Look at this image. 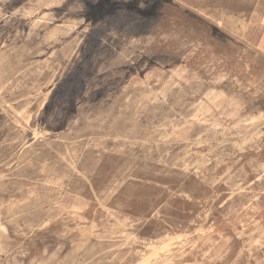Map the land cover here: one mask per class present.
<instances>
[{
  "label": "rangeland",
  "instance_id": "1",
  "mask_svg": "<svg viewBox=\"0 0 264 264\" xmlns=\"http://www.w3.org/2000/svg\"><path fill=\"white\" fill-rule=\"evenodd\" d=\"M62 263L264 264V0H0V264Z\"/></svg>",
  "mask_w": 264,
  "mask_h": 264
},
{
  "label": "bare ground",
  "instance_id": "2",
  "mask_svg": "<svg viewBox=\"0 0 264 264\" xmlns=\"http://www.w3.org/2000/svg\"><path fill=\"white\" fill-rule=\"evenodd\" d=\"M245 101V100H244ZM221 104V103H220ZM247 104V103H246ZM235 111V110H234ZM237 112V111H236ZM230 114H232V113H230ZM235 115V114H234ZM233 116V115H232ZM88 230V229H87ZM86 230V231H87ZM2 231V230H1ZM5 231V230H4ZM5 233V232H4ZM6 234V233H5ZM51 261V260H50ZM33 262V261H32ZM51 262H53V261H51ZM60 263V262H59ZM63 264V263H62Z\"/></svg>",
  "mask_w": 264,
  "mask_h": 264
}]
</instances>
